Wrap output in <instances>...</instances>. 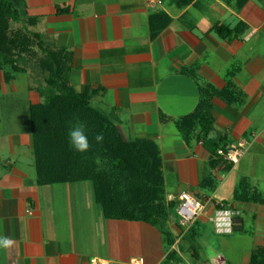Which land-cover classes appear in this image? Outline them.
<instances>
[{
	"label": "crops",
	"instance_id": "0c3cea01",
	"mask_svg": "<svg viewBox=\"0 0 264 264\" xmlns=\"http://www.w3.org/2000/svg\"><path fill=\"white\" fill-rule=\"evenodd\" d=\"M11 2L19 18L11 27L38 35L42 48L24 55L22 73L0 75V105L23 92L26 107L20 130L11 113L0 125V264L183 262L172 249L182 233L176 216L165 250L155 227L105 217L90 181L38 183L28 108L44 98L43 50L66 56L68 85L89 92L124 140L154 145L165 204L175 208L180 193L203 204L178 240L211 228L225 249L244 242L239 257L224 251L216 264H264V0ZM204 105L213 119L207 139L245 143L237 163L202 139Z\"/></svg>",
	"mask_w": 264,
	"mask_h": 264
},
{
	"label": "trees",
	"instance_id": "16d2710c",
	"mask_svg": "<svg viewBox=\"0 0 264 264\" xmlns=\"http://www.w3.org/2000/svg\"><path fill=\"white\" fill-rule=\"evenodd\" d=\"M18 19L11 0H0V75L5 72L4 81L23 72L20 61L24 55L33 54V47L42 48L38 35L11 27ZM43 53L38 64L45 75L44 98L42 103L28 108L38 183L90 181L94 199L105 217L142 221L161 228L174 205L164 203L154 145L124 140L110 118L90 105L89 92L77 93L68 85L66 56L61 51ZM197 112L202 139L211 153L215 154L219 146L225 149L221 138L207 139L213 123L209 107L204 105ZM77 121L86 126L90 144L86 152L75 151L68 142L67 130ZM97 133L103 134L99 143L94 139ZM162 237L167 246L173 244L170 233L164 231Z\"/></svg>",
	"mask_w": 264,
	"mask_h": 264
},
{
	"label": "rangeland",
	"instance_id": "374dc122",
	"mask_svg": "<svg viewBox=\"0 0 264 264\" xmlns=\"http://www.w3.org/2000/svg\"><path fill=\"white\" fill-rule=\"evenodd\" d=\"M7 70V68H6ZM7 72V71H6ZM5 72L2 71L1 77L2 79L4 78ZM20 79H23L21 76ZM4 80V79H3ZM14 84H17V82H14ZM26 110L25 107V93L23 92H16L15 94H9L5 96L0 105V125L4 128L6 127V121L11 113L12 120H13V125L12 128H15L17 130H20L22 127H24V122L25 121V113L24 111ZM9 125V124H8ZM0 126V127H1ZM20 128V129H19ZM170 213V218H175V211L174 208L169 210ZM169 221V218L168 220ZM163 223L162 227H156L150 225L151 227H155L161 232L166 231L169 232L168 223L169 222ZM145 223V222H144ZM211 227V226H210ZM197 228V226L195 227ZM204 227L199 225L198 232L199 236L194 238V239H189L188 237H184L181 240L177 241V244H175V247H173V252L177 255V257L182 258V264H199V263H206V264H216L215 259L219 256V254H224V251L227 252V255L229 253L231 255H237V257L240 256L241 253V245H244V242L239 240L236 241L232 244L231 248L227 245V248L225 249L222 245V236H219L216 234L214 229H203ZM171 234V233H170ZM177 238L179 239L180 234H176ZM174 244V242H173ZM172 244V245H173ZM171 245V246H172ZM231 245V244H230ZM234 245V246H233ZM238 245V246H237ZM169 246H164V249H168ZM224 249V250H223ZM192 252H195L193 255ZM178 262L175 264H180L181 262L177 260Z\"/></svg>",
	"mask_w": 264,
	"mask_h": 264
},
{
	"label": "built area",
	"instance_id": "2783aa9c",
	"mask_svg": "<svg viewBox=\"0 0 264 264\" xmlns=\"http://www.w3.org/2000/svg\"><path fill=\"white\" fill-rule=\"evenodd\" d=\"M245 150L244 142H237L234 144H229L225 149L219 148L216 150V154L221 157L223 160L230 162L231 164H235L238 162L240 157L243 155ZM177 204L174 208L176 215V225L179 227L182 233L186 232L192 223L198 218L200 213L203 210V204L191 197L187 193H180L177 196ZM173 198L169 199L172 201ZM178 239L175 240V243ZM97 264H109L104 261H97ZM128 264H142V260L140 259H132ZM204 264V263H199Z\"/></svg>",
	"mask_w": 264,
	"mask_h": 264
},
{
	"label": "clouds",
	"instance_id": "9594fccd",
	"mask_svg": "<svg viewBox=\"0 0 264 264\" xmlns=\"http://www.w3.org/2000/svg\"><path fill=\"white\" fill-rule=\"evenodd\" d=\"M69 145L77 152H86L89 147L88 136L86 135V126L83 122L77 121L67 130ZM96 142L103 140V134L97 133L94 137Z\"/></svg>",
	"mask_w": 264,
	"mask_h": 264
}]
</instances>
